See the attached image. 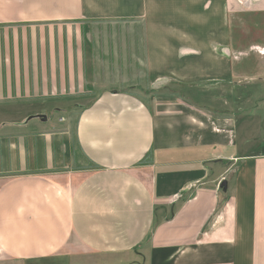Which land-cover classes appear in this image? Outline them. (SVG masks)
Instances as JSON below:
<instances>
[{"label": "crops", "instance_id": "obj_1", "mask_svg": "<svg viewBox=\"0 0 264 264\" xmlns=\"http://www.w3.org/2000/svg\"><path fill=\"white\" fill-rule=\"evenodd\" d=\"M256 77L264 0H0V264H264V150L194 99Z\"/></svg>", "mask_w": 264, "mask_h": 264}, {"label": "rangeland", "instance_id": "obj_2", "mask_svg": "<svg viewBox=\"0 0 264 264\" xmlns=\"http://www.w3.org/2000/svg\"><path fill=\"white\" fill-rule=\"evenodd\" d=\"M122 28L119 27L118 29L119 33L121 32V41L124 40L123 29L128 30L127 27ZM105 29L110 31L111 43L107 44L105 51H101V65L98 63V66L102 73L97 76L98 79L104 81L105 86L109 88L116 87L124 91H131L143 98L151 96L149 88L146 86L144 66L135 63L136 52L132 47L134 44L130 40L132 37H128V43L121 42V50L118 53L115 50L114 43L116 35H113L115 34V28L107 26ZM107 35H109L108 32L106 38ZM119 54L120 59L117 58ZM139 55H141V51ZM136 70L139 74H135ZM168 88L160 95L164 98L178 94L181 96L182 92H177L174 84L168 86ZM201 91V88L196 91L195 101L202 108L213 111L216 118H221L224 115L232 116L235 128L239 133L240 144L249 150L255 148L253 149L255 152L264 150V77L235 78L232 86L218 85L216 88L212 87L209 91ZM96 93V91L92 92V95ZM74 113H78L77 108H75Z\"/></svg>", "mask_w": 264, "mask_h": 264}, {"label": "water", "instance_id": "obj_3", "mask_svg": "<svg viewBox=\"0 0 264 264\" xmlns=\"http://www.w3.org/2000/svg\"><path fill=\"white\" fill-rule=\"evenodd\" d=\"M226 186H227V183H226V181H224L223 184H222V187L226 188Z\"/></svg>", "mask_w": 264, "mask_h": 264}]
</instances>
